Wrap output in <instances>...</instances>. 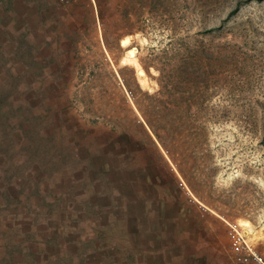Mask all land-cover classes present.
Here are the masks:
<instances>
[{"label": "rangeland", "instance_id": "rangeland-1", "mask_svg": "<svg viewBox=\"0 0 264 264\" xmlns=\"http://www.w3.org/2000/svg\"><path fill=\"white\" fill-rule=\"evenodd\" d=\"M98 5L97 42L89 32L78 38L86 43L81 68L93 75L72 82L82 115L132 129L137 120L148 126L150 119L160 139L148 126L156 145L139 141L136 147L157 156L154 165L164 176L172 168L188 196L207 207L212 232L228 252L226 221L240 226L264 257V0H98ZM133 47L134 57L126 60ZM5 92L0 89V202L10 204L13 177L33 168L59 169V161L35 160L34 166L31 158L43 152L59 156L67 148L58 144L63 130H50L57 135L45 145L37 129L27 130L23 143L16 133L17 144L12 143L10 121L29 115L2 111ZM76 118L66 115L69 124ZM2 228L0 264H11V252L20 258L23 249L14 242L9 220Z\"/></svg>", "mask_w": 264, "mask_h": 264}, {"label": "crops", "instance_id": "crops-1", "mask_svg": "<svg viewBox=\"0 0 264 264\" xmlns=\"http://www.w3.org/2000/svg\"><path fill=\"white\" fill-rule=\"evenodd\" d=\"M98 13V0H0L2 111L29 115L10 121L12 143L16 133L23 143L37 129L45 145L56 137L50 130H63L58 144L67 148L31 158L34 166L59 161L58 170L36 162L7 187L13 200L0 202V229L9 220L24 253L11 252V264H239L213 234L207 207L188 196L172 168L164 176L157 156L136 147L156 145L146 124L137 120L132 129L82 115L72 82L93 75L81 68L86 43L78 38L89 32L95 45Z\"/></svg>", "mask_w": 264, "mask_h": 264}, {"label": "built area", "instance_id": "built-area-1", "mask_svg": "<svg viewBox=\"0 0 264 264\" xmlns=\"http://www.w3.org/2000/svg\"><path fill=\"white\" fill-rule=\"evenodd\" d=\"M61 1L68 4L71 0ZM226 224L231 259L239 264H264V257L255 249L240 226L228 221Z\"/></svg>", "mask_w": 264, "mask_h": 264}, {"label": "bare ground", "instance_id": "bare-ground-1", "mask_svg": "<svg viewBox=\"0 0 264 264\" xmlns=\"http://www.w3.org/2000/svg\"><path fill=\"white\" fill-rule=\"evenodd\" d=\"M121 43H122V45H126L127 43H128V38H123L122 39V41H121ZM128 57L126 58V60H131V58H133L134 57V53H135V48L133 47V48H130L128 51ZM138 73H142V70L140 69H138ZM241 224L242 225H247V222L246 221H243V222H241Z\"/></svg>", "mask_w": 264, "mask_h": 264}, {"label": "trees", "instance_id": "trees-1", "mask_svg": "<svg viewBox=\"0 0 264 264\" xmlns=\"http://www.w3.org/2000/svg\"><path fill=\"white\" fill-rule=\"evenodd\" d=\"M146 122H147L148 126L150 127V129L154 132L155 136H156L157 138L160 139L159 135H158L157 132L154 130V126H153L151 120H150V119H146Z\"/></svg>", "mask_w": 264, "mask_h": 264}]
</instances>
